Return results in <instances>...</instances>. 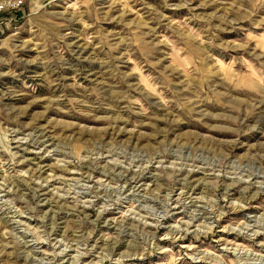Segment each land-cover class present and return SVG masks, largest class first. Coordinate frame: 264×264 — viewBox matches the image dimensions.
Listing matches in <instances>:
<instances>
[{"label": "rangeland", "instance_id": "obj_1", "mask_svg": "<svg viewBox=\"0 0 264 264\" xmlns=\"http://www.w3.org/2000/svg\"><path fill=\"white\" fill-rule=\"evenodd\" d=\"M0 264H264V0L1 13Z\"/></svg>", "mask_w": 264, "mask_h": 264}, {"label": "built area", "instance_id": "obj_2", "mask_svg": "<svg viewBox=\"0 0 264 264\" xmlns=\"http://www.w3.org/2000/svg\"><path fill=\"white\" fill-rule=\"evenodd\" d=\"M23 4V0H0V14L8 11L18 9Z\"/></svg>", "mask_w": 264, "mask_h": 264}]
</instances>
